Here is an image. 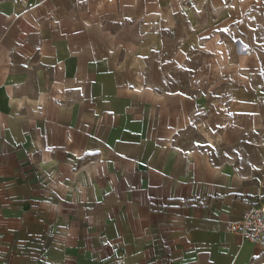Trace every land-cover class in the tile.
Here are the masks:
<instances>
[{
	"label": "crops",
	"instance_id": "obj_1",
	"mask_svg": "<svg viewBox=\"0 0 264 264\" xmlns=\"http://www.w3.org/2000/svg\"><path fill=\"white\" fill-rule=\"evenodd\" d=\"M225 1L0 0V264H264L228 227L264 206V153L206 149V50L252 49Z\"/></svg>",
	"mask_w": 264,
	"mask_h": 264
},
{
	"label": "rangeland",
	"instance_id": "obj_2",
	"mask_svg": "<svg viewBox=\"0 0 264 264\" xmlns=\"http://www.w3.org/2000/svg\"><path fill=\"white\" fill-rule=\"evenodd\" d=\"M227 1V2H226ZM222 7L226 11L239 12L240 35L238 37L245 40H250L251 52L249 56L237 61L236 53L233 51V39L235 36L230 33L224 34L218 41L221 43L220 49L214 52L208 48L207 59H212L222 62L217 70L214 67L211 72L210 79L212 82L206 83V91H218L222 98L209 99V112L212 107H216L214 102H219L222 105L215 112L219 113L215 117H211L213 122L205 123L208 130L207 139L217 140L220 143V138L223 143L221 145H207V150H218L222 153L225 159L235 157L241 158L245 165L255 162V166L249 165L256 170L260 168L259 161L264 153V6L259 1L256 8H244L247 0H240L239 11L235 0H226ZM258 1V0H257ZM225 13L223 21L218 20V26L226 24L230 21L231 14ZM205 24V23H204ZM213 25L209 26L212 28ZM211 42H216L212 38L213 34H205ZM202 55V54H201ZM188 56L194 59L200 58L199 52L190 51ZM205 57V56H204ZM236 63H235V62ZM179 71V70H177ZM191 83L193 90H199ZM203 85L202 88L203 89ZM235 95H232V93ZM219 108V106H218ZM214 119H216L214 121ZM194 127L192 131L186 135V138L191 137L193 140L202 139L205 137L202 132L205 126ZM218 128V130H214ZM222 129V130H221ZM238 129V130H237ZM222 132V135H219ZM210 136V137H209ZM206 139V138H204Z\"/></svg>",
	"mask_w": 264,
	"mask_h": 264
},
{
	"label": "built area",
	"instance_id": "obj_3",
	"mask_svg": "<svg viewBox=\"0 0 264 264\" xmlns=\"http://www.w3.org/2000/svg\"><path fill=\"white\" fill-rule=\"evenodd\" d=\"M228 227L243 240L261 242L264 239V206H250L239 221L228 223Z\"/></svg>",
	"mask_w": 264,
	"mask_h": 264
}]
</instances>
